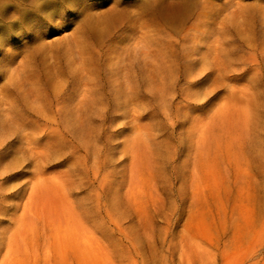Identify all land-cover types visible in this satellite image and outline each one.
I'll use <instances>...</instances> for the list:
<instances>
[{
    "label": "rangeland",
    "instance_id": "374dc122",
    "mask_svg": "<svg viewBox=\"0 0 264 264\" xmlns=\"http://www.w3.org/2000/svg\"><path fill=\"white\" fill-rule=\"evenodd\" d=\"M0 264H264V0H0Z\"/></svg>",
    "mask_w": 264,
    "mask_h": 264
},
{
    "label": "bare ground",
    "instance_id": "6f19581e",
    "mask_svg": "<svg viewBox=\"0 0 264 264\" xmlns=\"http://www.w3.org/2000/svg\"><path fill=\"white\" fill-rule=\"evenodd\" d=\"M47 7V6H46Z\"/></svg>",
    "mask_w": 264,
    "mask_h": 264
}]
</instances>
